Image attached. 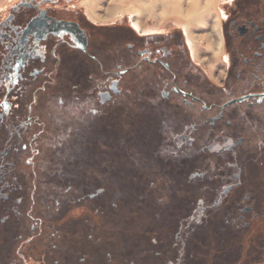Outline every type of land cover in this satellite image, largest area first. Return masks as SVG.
I'll return each instance as SVG.
<instances>
[{"label":"flooded vegetation","instance_id":"obj_1","mask_svg":"<svg viewBox=\"0 0 264 264\" xmlns=\"http://www.w3.org/2000/svg\"><path fill=\"white\" fill-rule=\"evenodd\" d=\"M220 22L221 50L196 52L182 32L98 24L60 0L7 8L0 18V264H97V250L87 252L80 239L53 244L65 222L48 214L71 202L90 203L95 216L104 208L98 200L110 212L120 209L116 198L137 200L120 227L113 216L103 226L152 231L159 264H188L189 240L212 212L234 232L262 215L264 0H226ZM98 183L115 184L116 192ZM95 227L90 220L89 232Z\"/></svg>","mask_w":264,"mask_h":264},{"label":"rangeland","instance_id":"obj_2","mask_svg":"<svg viewBox=\"0 0 264 264\" xmlns=\"http://www.w3.org/2000/svg\"><path fill=\"white\" fill-rule=\"evenodd\" d=\"M15 1L17 0H0V18L6 14L7 8ZM91 1L60 0V5L75 9L85 17H88L91 21H94L98 24H124L125 26H133L132 20L135 18H140L145 29H147V31H144V33L182 32L186 35L185 30L187 27V20L175 14L163 15L160 6L155 5V7L147 4V8L154 9V12L148 15L146 12L143 13L142 10L140 12V9H137L132 0H98L97 4H94V6L92 5ZM212 1V17H216L220 21V12L226 0ZM91 8L94 9L97 16L113 14L112 16L114 17L110 16V18L107 20L96 21L91 14ZM209 32L210 30L208 29V26L195 32L196 35H205V37L200 40V45L208 46L210 38ZM129 129L131 130V127H129ZM56 154H61V157L66 156L65 150H59L56 152ZM67 157V159L71 160L72 154L70 153V156ZM184 172L186 173L187 171L184 169ZM98 175L100 174L98 173ZM244 176L245 179L252 178V171L246 168ZM257 177L259 178L258 182L262 183L259 185V192L262 191L261 193L264 196V168H260L258 170ZM97 186L106 188L108 193L116 192L115 184L98 183ZM144 186L145 189H148L147 184H144ZM199 189V184L194 183L191 189V192L194 194L192 200L193 204L196 198L195 193H197ZM177 195L179 196V194ZM159 196L161 197V195ZM170 201L171 199L166 196V199L164 198V204H160L161 207L164 208L169 206ZM104 202H106L105 199L98 200L97 205L103 204L104 208L100 209V212L95 214V216H93L94 206L90 205V203L86 201L80 203L79 205L71 202L70 205L65 206L64 211L60 212L57 216H55L56 213L53 211L48 214L49 216H52L53 220L65 222V225L62 227V231L60 233L61 239H58L57 237L54 239L53 244H58L57 242L61 240L63 241V239L65 240V244H68V240H70V242H77L76 238L80 239L77 244H82L87 252L92 249L97 250V255L98 257L100 256L97 259V264L107 263L109 260L106 257L107 253L116 255V258H113L112 256L113 261L110 264H129V261H134L135 264H159L153 258L155 249L153 250L151 242L149 241L151 237H154V233L152 231L145 229V232L148 231L150 233L139 234L136 229L132 230V227H128L129 230L127 231L112 229L109 232H106L103 226L105 218L108 219L109 217L113 216V222L116 224L114 227H120L121 213L125 209L130 210L135 208L137 200H130L128 202L130 204L127 205L126 200L122 198H116V200L113 202H116L120 206V209L113 212H110L111 206L108 203L105 204ZM257 204L262 215L257 220H253L250 227L241 230L240 232H234L231 230V228H223V224H220L219 221L216 220L217 214L213 212L210 213L209 216L205 218L203 226L195 230L192 241L189 240L190 258H188L187 263L226 264L228 260L227 257H229V261L231 263H235L240 260V263L237 264H264V199L257 200ZM106 207L107 209H105ZM178 207L179 206H177V209L179 210ZM103 210H106V213H103ZM89 215L92 216L91 219H88ZM74 217L80 218V220H78L79 223L76 220L75 222L73 221ZM90 220L96 223V227L91 233L87 229ZM133 222H135V220H131L129 223L132 224ZM46 223H48V221ZM58 225H60V223H58ZM171 226L175 227L174 222H172ZM90 234L93 235V239L89 241L88 236ZM48 235L50 234L47 233V236ZM223 236V239L226 237V241L222 244V241L220 240H222ZM107 240L113 244V249L110 247L108 248L109 243ZM143 244L145 245V252L142 251ZM234 244L235 246H233ZM166 245H168L166 246L167 248L171 246V244ZM163 248L164 246L162 245L161 249ZM144 255L146 258H148H143ZM250 256L252 258L245 260Z\"/></svg>","mask_w":264,"mask_h":264},{"label":"bare ground","instance_id":"obj_3","mask_svg":"<svg viewBox=\"0 0 264 264\" xmlns=\"http://www.w3.org/2000/svg\"><path fill=\"white\" fill-rule=\"evenodd\" d=\"M97 2L98 0L91 1L93 6L94 4H97ZM132 2L137 7V9H140V12L142 10L143 13L146 12L148 15L152 14L154 9L147 8V4L150 6H160L163 15L175 14L186 19V39L191 45L192 49L196 52L201 49L200 40H202L205 35H196L195 32L208 26V29L210 30V38L206 50H210L212 52L221 50V22L216 17H212V0H132ZM91 14L96 21L107 20L113 15L109 14L106 16H97L94 9L91 10ZM132 23L133 26L140 32L147 31L140 18H135L132 20Z\"/></svg>","mask_w":264,"mask_h":264}]
</instances>
